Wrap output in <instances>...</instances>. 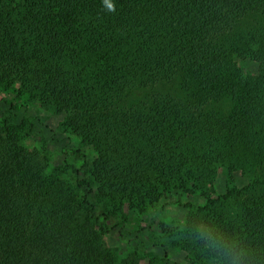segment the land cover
Instances as JSON below:
<instances>
[{
  "label": "trees",
  "instance_id": "obj_1",
  "mask_svg": "<svg viewBox=\"0 0 264 264\" xmlns=\"http://www.w3.org/2000/svg\"><path fill=\"white\" fill-rule=\"evenodd\" d=\"M174 79L181 95L159 90ZM0 87L64 114L96 152L72 183L20 143L31 123L4 116L0 264H115L100 217L175 190L205 197L181 232L163 227L194 264H264V0H0ZM225 98L227 114L212 109ZM239 166L248 184L217 193Z\"/></svg>",
  "mask_w": 264,
  "mask_h": 264
},
{
  "label": "rangeland",
  "instance_id": "obj_2",
  "mask_svg": "<svg viewBox=\"0 0 264 264\" xmlns=\"http://www.w3.org/2000/svg\"><path fill=\"white\" fill-rule=\"evenodd\" d=\"M234 59L245 73L258 72L259 63L250 57L235 53ZM177 86L178 80L174 79L161 84L159 90L181 95ZM151 91L154 89L150 87L137 89L132 93L130 100H145ZM12 104L16 106L15 109L11 107ZM231 105V100L225 98L211 106L213 110L227 114ZM4 116H10L19 122L31 123L33 131L25 129L21 134L20 143L28 149L45 150L48 167L50 169L56 166L65 167L67 174L63 177L72 183L77 180L76 170L87 171V165L96 157L95 150L83 143L82 139L66 126L64 114L57 113L53 108L44 107L26 95L18 97L16 87H0V121ZM248 182L247 170L239 166L233 172L232 178L225 172H219L215 178V188L217 193H224L233 185L242 187ZM189 203L190 205H186ZM204 203L205 197L200 193L189 194L175 190L144 210L121 211L107 221L100 217L103 226L108 229L102 235V242L114 254L115 264L132 251H137L148 259H156L160 264H194L185 249L172 244V238L163 227L167 226L175 232H181L192 211ZM102 210L103 207L100 205L98 213ZM201 232L203 235H209V230L205 226H201ZM213 263L215 260L212 259L206 262Z\"/></svg>",
  "mask_w": 264,
  "mask_h": 264
},
{
  "label": "clouds",
  "instance_id": "obj_3",
  "mask_svg": "<svg viewBox=\"0 0 264 264\" xmlns=\"http://www.w3.org/2000/svg\"><path fill=\"white\" fill-rule=\"evenodd\" d=\"M107 8L109 11H115V6L113 3H110V2L107 3Z\"/></svg>",
  "mask_w": 264,
  "mask_h": 264
}]
</instances>
